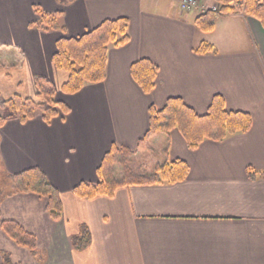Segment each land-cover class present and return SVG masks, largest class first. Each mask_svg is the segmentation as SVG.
Listing matches in <instances>:
<instances>
[{"label":"crops","instance_id":"0c3cea01","mask_svg":"<svg viewBox=\"0 0 264 264\" xmlns=\"http://www.w3.org/2000/svg\"><path fill=\"white\" fill-rule=\"evenodd\" d=\"M179 2L0 0V89L8 98L34 97L35 78L44 76L57 87V101L69 107L49 123L39 115L0 126V166L12 174L40 169L61 199L59 218L48 209L61 223L52 230L54 243H36L44 260L0 222V239L24 251L14 264H264V26L245 13L222 14L206 32L196 25L201 11L182 10ZM35 6L58 13L65 32L30 25L41 20ZM119 18L128 19L129 41L109 47L106 79L75 93L61 91L68 74L53 63L57 41ZM203 44L214 49L198 52ZM142 59L157 68L151 93L131 73ZM170 98L198 115L219 102L248 113L251 127L194 148L176 128L154 134L150 148L159 143L163 151L157 164L185 161V179L78 197V184L99 181L98 168L113 144L139 154L151 106L162 109ZM84 227L88 243L75 248L73 238Z\"/></svg>","mask_w":264,"mask_h":264},{"label":"trees","instance_id":"16d2710c","mask_svg":"<svg viewBox=\"0 0 264 264\" xmlns=\"http://www.w3.org/2000/svg\"><path fill=\"white\" fill-rule=\"evenodd\" d=\"M218 11L209 10L201 13L196 19V25L203 31L209 32L215 28L219 15L244 12L251 15L264 26V0H215ZM238 4V8L234 6ZM41 20L33 22L40 29L60 30L65 32L56 19V14L46 13L40 6H35ZM129 22L127 18L107 20L98 27L79 37H62L57 41V51L53 56L56 68L68 74L67 81L61 87L64 93H75L88 83H98L106 79L108 50L110 46H121L129 41ZM211 45L203 44L198 52L212 51ZM135 81L146 93H151L156 87L157 68L148 59L135 62L131 67ZM36 95L22 97L16 94L9 99H1L2 113L0 126L9 120L18 119L27 122L37 116L49 123L60 112H69V107L56 99L58 92L55 84L44 76L35 78ZM251 116L245 112L228 111L219 102H214L206 115H198L191 107L179 98H170L162 109L155 106L150 108V128L140 140L138 150L143 148L150 136L157 133H167L175 128L180 130L189 146L197 147L205 139L222 140L229 135L250 129ZM135 150L113 144L105 154L102 164L98 168L99 181L97 183L81 182L74 188V193L81 198L93 199L98 196H113L115 192L125 186L139 184H157L162 182H177L185 179L189 173V166L185 161L175 160L172 163L159 165L154 173L135 175L126 167L129 156ZM116 164L125 168L124 175L115 177ZM20 182L25 190L35 191L49 197V210L53 218L61 215V199L59 191L46 179L38 168H32L10 175ZM7 234L18 244L24 245L35 252L36 240L32 234L16 221L1 222ZM87 229L73 238L75 248L88 243ZM27 239V240H24Z\"/></svg>","mask_w":264,"mask_h":264},{"label":"rangeland","instance_id":"374dc122","mask_svg":"<svg viewBox=\"0 0 264 264\" xmlns=\"http://www.w3.org/2000/svg\"><path fill=\"white\" fill-rule=\"evenodd\" d=\"M209 9L211 6H217L216 3L206 5ZM234 6L238 8V4L234 3ZM195 10V9H194ZM201 11L200 9H196ZM202 12V11H201ZM238 13H244L239 11ZM4 56V53H0V57ZM5 88L0 89V100L1 99H9L7 90ZM25 95V94H24ZM25 97V96H24ZM0 101V114L2 113ZM154 135V134H153ZM151 137V136H150ZM149 137V138H150ZM149 138L145 144V146L138 151V155L136 151L133 155L129 156L127 160V169L132 171L135 175H146L154 173L156 168L159 166L157 164L160 161V157L162 154V150H160L159 143H156V147H152L149 143ZM145 151V152H143ZM157 164V165H156ZM165 164V163H164ZM153 165L155 169L152 170ZM163 165V164H161ZM152 170V171H151ZM125 173L124 165L116 164L115 166V177L120 179ZM10 174L5 171L0 166V222L5 221H16L20 223L24 229L32 234L36 240V243L40 245H52L53 236L55 235L52 231L57 225L56 222H53L49 218V197L44 194H39L35 191H27L21 187L20 182L16 181ZM17 174V173H13ZM4 232L6 230L3 228ZM52 231V235L49 233ZM59 237H57L58 239ZM24 240H27L24 238ZM24 246V245H23ZM23 250H17L13 246H11L8 241L4 239H0V263L14 264V259L21 257L23 254ZM38 258L40 260H44V251L38 250ZM4 257V258H3ZM3 259V260H2ZM52 263V262H51ZM44 264V263H43ZM47 264V263H46Z\"/></svg>","mask_w":264,"mask_h":264},{"label":"built area","instance_id":"2783aa9c","mask_svg":"<svg viewBox=\"0 0 264 264\" xmlns=\"http://www.w3.org/2000/svg\"><path fill=\"white\" fill-rule=\"evenodd\" d=\"M179 4H180L181 9L185 10V11L200 9L202 11L201 13H203V12L209 10L207 8H204L206 6L201 4L200 0H180ZM212 10L218 11V6H213Z\"/></svg>","mask_w":264,"mask_h":264}]
</instances>
